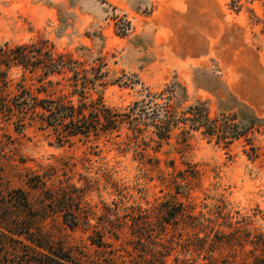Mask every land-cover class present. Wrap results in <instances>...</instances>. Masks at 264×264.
<instances>
[{
  "label": "rangeland",
  "instance_id": "1",
  "mask_svg": "<svg viewBox=\"0 0 264 264\" xmlns=\"http://www.w3.org/2000/svg\"><path fill=\"white\" fill-rule=\"evenodd\" d=\"M39 41L88 64L103 59L107 85L97 92L112 108L172 90L178 118L204 104L213 123L240 132L227 147L188 121L160 148L151 142L145 158L122 144L126 129L120 137L59 143L35 127L16 132L17 117L0 115V200L26 191L44 239L72 254V263H58L256 264L263 253L249 241H219L233 228L264 239V0H0V48ZM22 76L9 70L0 97L6 92L15 103ZM154 137L153 129L144 134L148 142ZM36 175L51 190L86 187L92 227L66 226L48 191L32 187ZM176 212L183 215L168 223ZM102 224L123 231L119 240L105 232L107 247L92 241ZM142 229L143 246L134 235ZM5 234L0 264L40 259Z\"/></svg>",
  "mask_w": 264,
  "mask_h": 264
},
{
  "label": "trees",
  "instance_id": "2",
  "mask_svg": "<svg viewBox=\"0 0 264 264\" xmlns=\"http://www.w3.org/2000/svg\"><path fill=\"white\" fill-rule=\"evenodd\" d=\"M104 67L103 59L88 64L74 58L71 53L58 52L49 41L15 47L6 45L0 48V82L2 83L0 89L7 88L10 83L8 72L12 68L21 69L23 76L21 83L16 85L15 103L13 97L3 90L5 96L0 97V115L8 121L14 116L17 117L16 123H19L21 128L15 129L16 132H23L27 127H35L38 131L54 136L59 143H68L75 138L97 140L112 136L114 133H119L118 137H120V132L126 129V140L122 144L141 149L138 154L145 158L146 148L151 142L160 148L164 142L170 141L173 130L179 124H186L188 121L192 122L191 127L204 128L206 135L216 137L219 144L224 143L227 147L232 139L240 134L235 130V136L232 132L234 127L229 122L213 123L204 104L189 108L187 112L189 117L185 115L178 118L171 104L172 90L161 93L148 91L142 100L134 102L124 111L112 108L97 92L98 88L107 85L108 73L103 71ZM28 78L36 84L34 82L28 86ZM52 78L60 80L54 81ZM58 87L62 88L60 93H66L56 95ZM149 129H153L155 137L148 142L145 141L144 134ZM186 132L184 129L183 133ZM33 179L35 180L31 184L32 187L48 191V202L57 213L62 214L66 226L72 230L81 225L92 227L90 221L96 214L85 201L86 187L81 189L76 185L68 184L56 191L47 187L48 180L42 176L36 175ZM7 207H13L14 213L3 216V209ZM168 215L169 220L166 221L170 223L183 214L176 212ZM39 220L28 194L23 189H16L9 199L0 200V229L3 230L0 233L7 235L5 232H9L17 235L22 240V244L40 257L28 262L29 264H59V261L72 263L71 252L44 239L37 228ZM102 227V232H96V235H99L98 240H92L98 247L109 246L103 238L105 232L116 240H119L123 234L122 229H118L113 224L112 226L102 224ZM239 229L233 228L227 235L222 236L224 240H218L219 243L234 247L249 241L254 250L263 253L262 257L256 259V264H264V239L255 236L253 240H248V237L241 235ZM145 231L142 229L139 234L134 232L141 246L146 240Z\"/></svg>",
  "mask_w": 264,
  "mask_h": 264
}]
</instances>
